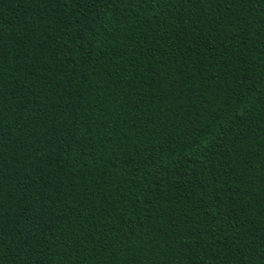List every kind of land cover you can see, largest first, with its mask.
Returning a JSON list of instances; mask_svg holds the SVG:
<instances>
[{
  "label": "trees",
  "instance_id": "16d2710c",
  "mask_svg": "<svg viewBox=\"0 0 264 264\" xmlns=\"http://www.w3.org/2000/svg\"><path fill=\"white\" fill-rule=\"evenodd\" d=\"M0 264H264V0H0Z\"/></svg>",
  "mask_w": 264,
  "mask_h": 264
}]
</instances>
